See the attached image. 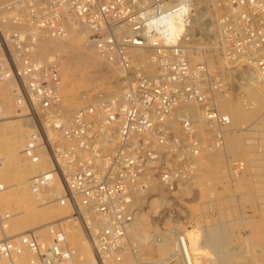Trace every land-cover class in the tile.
<instances>
[{"label":"built area","instance_id":"1","mask_svg":"<svg viewBox=\"0 0 264 264\" xmlns=\"http://www.w3.org/2000/svg\"><path fill=\"white\" fill-rule=\"evenodd\" d=\"M222 7L217 24L224 59L264 82V0H223ZM193 11L194 0H0V84L15 85L14 107L29 124L22 154L38 167L30 189L41 205L97 216V264H122L137 198L150 183L171 191L192 175L202 142L188 106L198 107L217 143L230 128L217 105L225 82L206 61L191 63L200 54L189 31ZM68 25L83 31L121 76L115 92L82 91V103L64 117L58 59L40 60L37 47L44 38L65 37ZM7 116L0 103V121ZM257 125L264 136V112ZM55 182L62 194L42 196ZM9 219L0 212V264H25L24 253L26 264L74 261L61 219L8 235ZM89 225L84 218L86 231ZM176 247L185 254L183 235Z\"/></svg>","mask_w":264,"mask_h":264},{"label":"rangeland","instance_id":"2","mask_svg":"<svg viewBox=\"0 0 264 264\" xmlns=\"http://www.w3.org/2000/svg\"><path fill=\"white\" fill-rule=\"evenodd\" d=\"M206 1L201 0L203 4L200 1L197 4L202 8L209 6V11L202 16L205 25L194 26L197 38L195 44L199 47L200 54H194L191 63L202 59L223 79L225 91L217 94V97L224 98L220 101V108L231 105L234 115L241 114V118L235 119L233 116L230 131L224 134L222 145L213 140L212 132L205 131L203 123H199L198 131L205 140L203 142L201 138V144L205 145L201 154L194 159L196 170L193 177L191 175L171 191L150 183L149 189L140 194V201L137 202L139 211L133 222L134 236L128 234L126 250L135 257V264H179L180 257L175 254L177 237L184 235L186 230L197 228L201 234L198 243L205 244L206 233L213 226H217V242L207 247L211 252L200 253L202 256L194 254L196 257L200 256L197 258L198 264H264V249L251 242L254 230L262 227L264 230V207L261 203L264 197V137L257 125L264 106L254 107L251 93L257 91L264 101V82L257 79L255 72L248 67L230 64L224 59L217 24V15L224 12L223 0ZM48 55L51 56L50 53H45L42 61L49 60ZM54 57L59 59L58 56ZM110 71L107 82L100 80L92 84H81L70 97L64 96L61 88V115L69 117L73 114L82 103L80 95L84 90L117 91L121 74L119 72L117 77L114 69ZM61 81L63 84V79ZM4 84H0V103L6 108L8 116L0 121V156L3 158V165L0 167V183L3 184L0 187V212L9 213L6 232L8 235H15L54 219H65L71 216V210L69 206L59 203L40 206L32 193L28 179L38 167L22 154L29 136V124L14 107V90ZM194 115L200 120L199 113ZM239 127L243 132L234 134ZM230 170L236 174L231 175ZM55 183V194L48 187L44 190L47 196L62 194V187L57 186L58 182ZM162 196H165L162 201H151L152 198ZM79 224L74 218L69 224L64 223L68 240L75 251L73 263L86 261L82 248H77L80 234L84 231ZM76 225H79V231L73 228ZM41 235L47 237L44 230ZM165 240L172 246L167 254L152 251V248ZM143 244L145 246L142 248ZM20 260L26 264L28 256L23 254Z\"/></svg>","mask_w":264,"mask_h":264},{"label":"bare ground","instance_id":"3","mask_svg":"<svg viewBox=\"0 0 264 264\" xmlns=\"http://www.w3.org/2000/svg\"><path fill=\"white\" fill-rule=\"evenodd\" d=\"M199 1L201 2V0H194V11H193V14H192L193 16L190 18V23H189V31L193 35L195 33V30H194L195 24H200V25L204 24L205 25V20H203L202 16L206 15L208 13V11H209L208 10V7H209L208 5H207L208 7H206V8L198 7L197 4H199L198 3ZM222 9H223V7H222ZM220 13H222V12H220ZM217 16H218V18L217 17L216 18H217V22H218L220 16L219 15H217ZM68 26H69L68 27V33H67V35L65 37H62V38H50V37L44 38L39 43V45L37 47V57L40 60L45 58L44 57L45 53H50L51 56L48 55L50 58H52L54 56H58L59 57L58 63H59V67H60V74L62 75V79H63V84H62V81H61L60 92H61V88H62L63 95L70 97L76 92V88L79 87L81 84H85V83L92 84V83H95L96 81L100 82V80L102 82L103 81L107 82L109 80V78H110L108 72L110 70H112V69L115 70V74L118 77V74H119L118 68L116 66H114L112 63H110L93 46L89 45L86 42L85 33L83 31L75 29L71 25H68ZM142 57H144V55L140 56V58H142ZM147 69H148L149 72H153L154 71V65L153 64H148ZM257 79H258V77H257ZM4 85H7L6 86L7 88H11L13 90L15 89V85L12 82H6ZM251 95H252V99H253L252 103L254 104L253 105L254 107L264 106L263 98L260 96V94L257 91H253V93H251ZM60 96H61V94H60ZM80 99H81V95H80ZM222 99H224V98L217 97V105H218L219 110H222L224 113H226L229 116L230 121H231V119L233 120V116H234L235 119H240L241 118V114L236 113L234 115L233 106L226 105V106H224V109L220 108V101ZM60 104H61V102H60ZM222 104H223V102H222ZM188 107H189V111L191 113V116L193 117L194 128H195L196 132L199 134V136L201 138H203L202 135L198 131L197 125L199 123H201V124L203 123L202 125L205 127V131L212 132L214 134L215 129L213 127H210L209 124H207L206 121L202 118L198 107H196L195 105H191V106H188ZM196 109H197V112H196ZM58 110H59V107H58ZM60 112H61V110H60ZM193 112H195L197 114L199 113L198 116L200 117V120L199 119L197 120L195 118L196 115H194L195 113L193 114ZM230 126H231V124H230ZM228 131H230V128L226 132H228ZM226 132L224 131V134ZM242 132H243V129L241 127H239V128H236V132L234 134H236V133L237 134H241ZM223 141H224V139H223ZM223 141L221 143H219V145H222ZM203 142H205L204 138H203ZM204 145L205 144H201L200 153L198 152L196 154V156H194L192 158L193 160L191 161V163L193 164V171H192L193 173H192L191 177H193L194 172L196 170V163H195L194 159L201 154V152L204 149ZM2 165H3V158H2ZM184 181H187V179L184 180ZM55 184L56 183H54V185ZM57 186L58 187H62L63 185H60L59 183H57ZM50 189L54 193L53 185L50 186ZM35 196H36V200L39 203V200H38L39 196L38 195H35ZM42 196L46 197L47 194L43 191L42 192ZM164 197L165 196H162V198H152L151 201H156V200L158 201L160 199L162 201L164 199ZM138 201H140L139 197L137 198V202ZM261 203H262V207H264V197L262 198V202ZM39 205L40 206H45V205H41L40 203H39ZM47 205H49V204H47ZM45 214H46V212H45ZM73 218L77 222H79L80 223L79 225H81L82 227L84 225V218H85V220L90 224L89 226L91 227V229H90V231H86L84 229V227H83V230H84L82 232L83 234H80V238H79L78 243H77V248H82L81 252H82V254L84 256H86V261L78 262V263H73L74 262L73 261L72 263L73 264H97L96 260H95V257H94L93 242H92V238L94 236L95 230L98 228V226L100 224L97 216L95 214H92V212H90V211L82 209L79 212H77V211L71 212V216L66 217L65 219H62L63 224L64 223H68L69 224L73 220ZM79 225H76L73 228L76 231H77V229L79 231ZM133 226L134 225L132 224L131 227L129 228L128 234H132L133 231H135V230H133ZM219 227H221V226H219ZM64 228H65V231H66L65 225H64ZM136 228H138V227H136ZM262 228L260 230L259 229L258 230H254V232L252 234L251 242L253 244H256L257 246H259L260 248L264 249V230H262ZM199 229H200V227H199ZM198 231L199 230L197 228H195V229L192 228L191 230H186L185 231V233L183 235V238L185 240V254H184L182 249H180L177 252H175V254H178L179 257L181 258L180 259L179 257H177V258H179V261H180V262L177 261L179 264L182 263L181 261H183V264H198L199 262H198L197 258L202 256L200 253L205 254L206 251L211 252V250H207V247H209V245H211V243H213V242L216 243L217 242L218 237L216 236V233H215V232H217V226H213L212 228H210L208 230V233H206L207 243H205V244H201V242L198 243V237L201 236L200 231L199 232ZM205 232H206V229H205ZM134 238H136V237H134ZM142 241H144V240H142ZM187 241H188V243H187ZM199 241H202V240L200 239ZM220 242H222V241H220ZM169 244L170 243H168V240H165L164 242H161V243L157 244L155 248H152V251L160 252L161 254H167L168 250H170L169 247L172 248V246H170ZM143 246H145V245L144 244L141 245L142 248H143ZM126 250L123 253V257H122L123 258L122 259L123 262H122V264L123 263L124 264H135L136 263V261H134L135 257L133 256V254L130 255V252H126ZM196 253H198L200 256L199 257L194 256V254H196ZM24 254H26V253H24ZM175 256H177V255H175Z\"/></svg>","mask_w":264,"mask_h":264},{"label":"crops","instance_id":"4","mask_svg":"<svg viewBox=\"0 0 264 264\" xmlns=\"http://www.w3.org/2000/svg\"><path fill=\"white\" fill-rule=\"evenodd\" d=\"M16 235V234H15Z\"/></svg>","mask_w":264,"mask_h":264}]
</instances>
